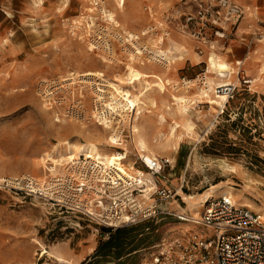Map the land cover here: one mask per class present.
Returning <instances> with one entry per match:
<instances>
[{
	"label": "rangeland",
	"instance_id": "1",
	"mask_svg": "<svg viewBox=\"0 0 264 264\" xmlns=\"http://www.w3.org/2000/svg\"><path fill=\"white\" fill-rule=\"evenodd\" d=\"M251 3L242 5L245 16L227 29V38L209 34L201 52L182 31L192 0H126L123 7L117 0H0V181L61 175L63 166L51 173L47 167L54 165L42 159L70 142L123 156L118 169L131 176L143 169L139 156L169 159L155 181L173 193L162 200L146 176L152 182L137 201L151 221L119 237L117 258L115 250L96 256L115 234L109 228L0 188V264H151L160 246L198 232L178 217L190 215L188 199L210 193L264 218V0ZM159 51L165 62L157 61ZM209 58L230 70L207 74ZM87 73H102L116 84L142 76L136 87L122 85L135 95L152 86L138 119L129 123L108 110L110 101L97 96L98 77L93 85ZM210 79L216 85L211 99L178 110ZM229 85L234 90L227 101L218 89ZM107 112L105 130L101 116ZM134 123L153 157L135 149ZM113 131L118 145L108 142Z\"/></svg>",
	"mask_w": 264,
	"mask_h": 264
},
{
	"label": "built area",
	"instance_id": "2",
	"mask_svg": "<svg viewBox=\"0 0 264 264\" xmlns=\"http://www.w3.org/2000/svg\"><path fill=\"white\" fill-rule=\"evenodd\" d=\"M192 1L194 8L184 14L182 31L199 44L201 52L210 43L209 34L227 38V29L235 28L245 16L244 7L237 0ZM158 59L159 63L165 62L163 58ZM233 90L228 86V95ZM105 114L101 120L109 119L110 112ZM138 160L143 169L131 176L127 171L80 155L63 166L61 175L46 181L32 177L2 180L0 188L41 198L68 213L80 214L100 226L116 230L148 219L137 201L139 196H146L148 183L152 182L146 176L156 184L155 194L162 200L173 195L170 190L159 188L155 181L171 161L147 160L144 156ZM178 219L185 222L190 218L180 215ZM192 220L189 224L198 227V232L160 246L151 264H264L262 215L237 205L228 196H220L205 200L200 217Z\"/></svg>",
	"mask_w": 264,
	"mask_h": 264
},
{
	"label": "bare ground",
	"instance_id": "3",
	"mask_svg": "<svg viewBox=\"0 0 264 264\" xmlns=\"http://www.w3.org/2000/svg\"><path fill=\"white\" fill-rule=\"evenodd\" d=\"M125 1L126 0H117L119 7H123L125 5ZM109 18L111 21L115 22V19L113 18L112 14L109 15ZM137 50H138L137 54L142 55V51L139 48H137ZM156 55H159V57L163 58L164 60H166V58H167V55L163 51H159ZM208 63H209V69H208L207 74H209L212 70H216L220 76H224L230 70L229 66L220 60L216 61L213 58H209ZM131 65H134V64H131ZM142 65H144V64H142ZM138 73H139V71H138ZM139 74L143 76V73L140 72ZM142 76L138 75L139 78H142ZM84 77H87L88 82H91V84H93V85H96L93 83V77H98L97 80L99 81L98 82L99 84L96 87V91H97V94H98L97 96H98L99 100L105 101L107 98L110 101V102L108 101L109 103L105 104V106H107L109 108L108 110H111V112L115 113L117 116H120L122 118L129 117V123H133V120L138 119L136 116H139L141 114V109L144 106V104H143L144 99H142V98L146 97L148 91L150 90L148 87H152L148 84L146 86V88L148 90L141 91L137 95H135L134 93H131L130 91L125 90L122 87V85L125 84V85H130V86L136 87L135 83L138 81V77L134 81L130 77L125 78V80L121 81V83H119V84H116L117 82L113 83V82L107 81L104 78V75L102 73L97 74V76L94 73H87L84 75ZM205 79H207V78H205ZM210 81H211V79H210ZM206 82H207V80L205 81V83ZM205 83H203V84H205ZM185 85H187V84L185 83ZM205 85H204L205 87H201L199 89L198 97H196L193 100L186 98L184 103L181 106H178V110H180L181 112L187 111L188 108H190L189 104L192 103V101H194V100L197 101L199 98L207 97L208 99H211V96L209 95V93L211 91L216 90V87L214 88V86H216V85L212 81L207 82ZM189 88H190V86H189ZM227 88H228V86L225 88H222V89H218V96L220 94H222V96H224V98L228 101ZM192 105H193V103H192ZM124 113H127V115H125ZM105 116H106V114H105ZM104 122H105V124H104L105 130L109 129L110 128L109 122L107 121L106 118L104 119ZM132 129H133V143H134L135 149H138L141 152H147V154L149 156H152L153 155L152 151L148 148L147 142L145 140L146 137L145 138L143 137L142 130L140 129V127H138L134 123V125L132 126ZM119 140H120L119 134L114 133V131H113V134L111 136H109V138H108V142L111 145H118ZM59 149H61V151ZM55 152H56V155L53 157V153H55ZM53 153L47 154L48 157L46 159L45 158L42 159V164H45V163L51 161V163L54 165L52 167H47L48 172H51V173H56V172H54V170L56 168H60V167L64 166L69 161H72V160H75L76 158H78L80 155H84L88 159L100 160L105 165H110V166H113L116 168H120L119 163L123 159V156H121V155L109 156V155L102 154L99 147L95 144L75 145L73 143L66 142L62 146L57 145L56 147H54ZM144 157L147 160L150 159V157H148V156H144ZM214 195H215L214 193L207 194L203 199H200L197 202H194V199H192V198L188 199V201L190 203L191 213H190V215H188V217L190 219L186 220L185 222H188V224H189L193 221L192 219H198L200 217L201 212H202L204 201L216 198V196H214ZM237 205H239V204H237Z\"/></svg>",
	"mask_w": 264,
	"mask_h": 264
},
{
	"label": "trees",
	"instance_id": "4",
	"mask_svg": "<svg viewBox=\"0 0 264 264\" xmlns=\"http://www.w3.org/2000/svg\"><path fill=\"white\" fill-rule=\"evenodd\" d=\"M245 94L249 95L247 93V91H245ZM150 221H151V219L145 220L139 224L128 226V227H120L116 230L107 229V230H110L111 232L114 231L115 234L112 236V238L109 241H107L101 248H99L96 256H99V255L108 256L109 252L115 250V251H117V253H116L117 258H120L121 255H120L119 249H121L123 243L120 242L119 237H122L121 235L125 234L127 232L129 233V232L135 231L136 229H138V227H136V226L147 224ZM134 227H136V228H134ZM127 228H131V229H127Z\"/></svg>",
	"mask_w": 264,
	"mask_h": 264
},
{
	"label": "crops",
	"instance_id": "5",
	"mask_svg": "<svg viewBox=\"0 0 264 264\" xmlns=\"http://www.w3.org/2000/svg\"><path fill=\"white\" fill-rule=\"evenodd\" d=\"M241 5H246V6H250L252 7L253 6V3H251V0H237ZM242 33H243V30L245 29V25L242 23L240 28ZM241 33V35H242Z\"/></svg>",
	"mask_w": 264,
	"mask_h": 264
}]
</instances>
